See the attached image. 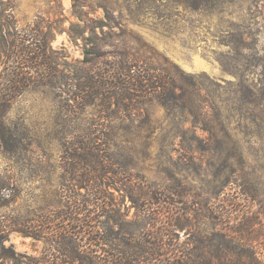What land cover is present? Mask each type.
<instances>
[{"label": "rangeland", "instance_id": "1", "mask_svg": "<svg viewBox=\"0 0 264 264\" xmlns=\"http://www.w3.org/2000/svg\"><path fill=\"white\" fill-rule=\"evenodd\" d=\"M11 7L19 34L49 23L48 53L58 71L0 108V264H80L64 252H73L75 220H87L69 209L94 188L77 187L79 172L64 169L66 151L80 138L109 157L114 172L102 200L123 223V234L116 222L111 234L122 251L145 241V264H175L172 244L217 231L239 253L264 260V0H0V13ZM72 24L98 26L95 43L104 49L89 66L83 41L69 39ZM11 40L0 34L2 46ZM128 49L147 55L151 68L168 66L179 89L169 104L142 91L94 98L75 80H59L68 68L81 82L87 67L108 73ZM8 57L0 52V87L19 71ZM166 201L180 213L186 208L178 218L193 225L174 238L157 234L169 221L158 220ZM162 240L164 253L156 244ZM109 253L105 246L98 254L108 260Z\"/></svg>", "mask_w": 264, "mask_h": 264}, {"label": "trees", "instance_id": "2", "mask_svg": "<svg viewBox=\"0 0 264 264\" xmlns=\"http://www.w3.org/2000/svg\"><path fill=\"white\" fill-rule=\"evenodd\" d=\"M0 14L1 36L7 32L10 36L12 35L14 37V40L6 41V47L2 46L3 42L0 44V52L2 54L8 53L12 55V58L8 57V60H14L12 63L15 62L17 64L16 69L19 70L14 71L11 79L7 78L4 80L5 84L0 87V108L2 109L7 104L12 103L18 96L19 91L23 90V87L25 88L34 84L37 78H42L41 80L51 78V76L58 71L56 68L58 61L53 67L55 63L53 60L55 59H51L48 53L49 49L47 46L49 44V38L46 33L48 29L45 28L49 26V23H43L41 25L38 23L28 34L25 35L24 33V35H22L19 34L21 32H17L18 27L13 17V7L4 9ZM77 19L78 21L84 22V25L87 22L81 16H77ZM86 26L80 28L79 24H72L73 31L69 30L70 32L67 31V33H69V39L73 43L78 44L79 40L83 41L84 59L82 63L89 66L93 61V59L90 58H100L102 56L100 54L104 48H99L98 44L95 43V39L98 37V26L95 25L91 28ZM101 28H103V26L100 27V29ZM89 29H92L91 32L93 35L90 38L85 35ZM103 46L110 45L106 43V45ZM128 50L121 52L120 60L114 63V67L111 66L112 69H110L108 73L101 72L100 69L98 71L91 70V68L87 67V69L84 70V72H86V76H84L85 79L81 82L82 77L78 76L75 78L79 71L74 72L72 69L68 68L67 71L64 72L65 74L63 77L59 80L70 83H73L75 80L77 85L81 86L80 88H83L84 91L87 90L86 93L90 96L93 94L94 98L102 95L100 93L101 91L105 92L107 90L110 91V98H113L114 95L120 96V94L125 95L126 93L142 91L147 94L154 92L157 95H162L161 98L169 104L170 100L175 98L173 92L177 90L178 87L175 80L171 78V73L166 68L168 66H164L161 63L163 66L158 65V68H151L150 64L152 63H149V57L147 55H143V53L135 54L134 51ZM67 58L68 56H63V64L68 63ZM17 61H19V63ZM23 68H28L31 71L34 69V72L39 73L38 77L27 75V73L22 71ZM62 84L64 83L62 82ZM182 91L184 92L183 89ZM183 98L184 96H177L178 101H184ZM198 112L200 111L197 110V112L193 114H197ZM80 139L81 140L76 143H72L71 147L66 151L64 155V169L66 171L73 170L74 172H79L77 187L83 188L84 186L92 184L90 187L94 188L91 190L88 189V191H93L87 194L88 198L86 194L83 195L81 200L78 199L73 204V209H69L73 210L74 214L85 217L87 220L86 223L81 222L82 219L75 220L79 231L77 233V238L74 239L73 252L67 249H64V252L67 251V253L78 260L80 264H145L143 260L148 258L150 254V250H148V247L145 245V241L139 242L140 245H138V240L134 242V245L131 244L130 248L133 249L132 252L122 251V241H112L114 239L111 234L114 233V229L116 228L113 222L119 224L120 229L117 230L119 234H123L124 230L123 223L120 222L119 214L115 211L116 208L110 207V203H108L110 201L102 200L103 197H107L108 199V196L104 195L102 190L105 186L104 179H106L105 177L107 174L114 171L108 167L107 163H109V157H107L104 151L99 150L93 142H88L85 138ZM142 195H144L143 198H145L148 194L143 191ZM165 196H167V194H165ZM91 197H95V202L97 204H94V198ZM132 201L137 203L138 199L132 197ZM165 206V210L158 213V220H164L166 216H169V221L167 222L168 225L164 221V225L162 226L166 229L165 231H158V235L163 234V238L166 236L174 238L173 234L178 230L184 229L185 227H193L190 221L188 222V220L185 219L187 222L183 225L182 219L178 218V215H188V210L186 208H182L181 210H183V213H180V211H177L174 207L170 208L172 204L169 201L165 202ZM189 214L191 215V212ZM195 214L197 215L198 212L194 213V215ZM146 227L147 226L142 230L144 234L146 232ZM61 234L62 240H67L65 231H62ZM144 234L140 231V236ZM228 237L227 232L224 234L218 233L217 231L207 232L202 235V239H196L194 243L190 244V242H184L182 244L183 246L180 247L176 244H172V252L171 254L166 253V256L170 254L169 257H171L175 264H264V260L257 257L258 255L253 253L252 250L251 253L246 250L239 253L236 250V244L234 245ZM162 242L163 240L156 244L157 247L160 248V252L164 253L167 244L166 242ZM125 244L129 246V242H125ZM238 244L242 249L246 247L241 242H238ZM105 246L110 248L109 254L111 256L108 257V260L98 254L101 250H104ZM115 252L118 253L115 254ZM163 255L164 254H162V256ZM234 255L236 259L233 258Z\"/></svg>", "mask_w": 264, "mask_h": 264}]
</instances>
